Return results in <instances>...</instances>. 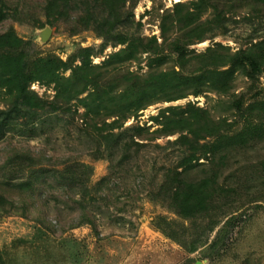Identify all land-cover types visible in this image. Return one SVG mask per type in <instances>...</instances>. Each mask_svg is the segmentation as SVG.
Wrapping results in <instances>:
<instances>
[{"label": "rangeland", "instance_id": "1", "mask_svg": "<svg viewBox=\"0 0 264 264\" xmlns=\"http://www.w3.org/2000/svg\"><path fill=\"white\" fill-rule=\"evenodd\" d=\"M177 1L190 0H121L118 21L108 32L102 0H70L68 13L50 16L47 0H0V33L13 28L32 58L54 55L70 61L89 47L105 88H130L136 94L142 78L134 76L154 71L150 56L110 57L124 46L112 33L154 36L158 42L166 37L161 48L169 56L159 67H177L169 40L182 31L171 18L165 34L161 29ZM223 8L225 26L187 44L189 55L217 43L236 51L264 42V3L233 0ZM197 63L186 64L185 71ZM54 85L30 83L45 101L43 109L32 110L0 88V264H264V110L250 107L264 98V72L250 77L237 70L226 93L213 88L196 94L192 88L158 92L114 129L119 136L109 148L85 130V107L76 99L71 111L55 102ZM179 93L184 96L163 98ZM187 104L207 109L230 135L187 144L178 132L161 134L163 111L169 115L168 107L181 110ZM66 163L83 178V169L72 164L91 166L86 186L60 182L55 169ZM44 168L51 169V177ZM174 169L188 181L211 183L213 204L207 214L184 219L165 200L160 186ZM26 180L32 181L29 189L18 185ZM82 196L94 226H74L86 212L77 202Z\"/></svg>", "mask_w": 264, "mask_h": 264}, {"label": "trees", "instance_id": "2", "mask_svg": "<svg viewBox=\"0 0 264 264\" xmlns=\"http://www.w3.org/2000/svg\"><path fill=\"white\" fill-rule=\"evenodd\" d=\"M70 0H47L45 9L48 16L53 11L59 15L69 11ZM121 0H102V4L108 12L103 17L109 21L111 32L119 18L118 7ZM233 0H190L188 2L177 1L173 10L168 12L162 20V33L165 34L167 27L165 21L171 18L180 34H174L169 40L171 51L175 53V65L170 69H163V64L168 59V54L162 51L161 45L166 40L158 42L156 37H142L123 32L112 33L117 44H122L118 51L112 53L110 57H117L120 61L135 60L143 53L150 56L151 71L142 78L140 89L136 94L132 89L123 90L106 87L101 82L103 72L97 70L98 66L91 62L92 50L89 47L82 48L81 53L72 57L70 61H63L54 55L38 56L32 58L28 55L27 42L20 37L13 28H8L0 33V88L13 95L17 105H23L32 109H43L45 101L30 88V83L35 80H45L55 83V102L64 107V111H71L72 100L76 99L78 105L85 107V130L97 137L98 141L104 143L107 148L119 136L115 128L122 127V121L133 112L143 108L151 102L158 92L168 90H186L192 88L193 94L198 93L197 89L213 88L220 93L228 92L234 73L240 70L242 73L255 77V74L264 72V42H256L249 48H240L230 51L229 48L217 43L208 46L204 51L189 55L187 44L195 40H201L208 32L214 28L225 26L226 10L224 3H231ZM264 3V0H257ZM208 11V13H207ZM110 16L114 17L112 21ZM116 20V21H115ZM83 52V53H82ZM79 59V63L75 61ZM197 61V66L189 71H185V65ZM71 69L69 76H64L63 71ZM78 86H81L80 88ZM88 90L85 97L80 94ZM132 95L135 97L133 98ZM184 93L168 95L164 100H171L183 97ZM153 98V99H152ZM158 99V98H157ZM52 108H58L54 103ZM251 109L264 110V98L254 101L250 105ZM177 107H168L169 115L163 114L166 119L165 133H180L178 139L181 143L191 144L198 142L199 138L219 137L230 135L223 132L218 121L212 119L207 109L192 104L181 110ZM76 110H74L75 112ZM92 113V116H89ZM117 116L111 122L105 118ZM104 116V117H100ZM102 120L99 125V120ZM177 139V140H178ZM99 142V143H100ZM207 144L203 143V146ZM207 151V150H206ZM205 151V152H206ZM68 157L63 162H67ZM66 163L62 169H55L60 175L63 185L86 186L87 178L90 174L91 166L85 163H74L73 166L81 167L85 172V177L75 176L74 170ZM46 174V178L51 177L48 173L51 169H41ZM81 171V172H82ZM167 176L166 181L160 186V191L164 192L165 200L172 205L176 213L184 219H195L207 214L212 208V187L207 179L198 181H188L183 178L182 171L174 169ZM85 180V181H84ZM20 187L30 188L31 180L21 181ZM84 211L87 208L85 196L77 199ZM91 223L94 221L89 217L88 211L81 214V217L74 223Z\"/></svg>", "mask_w": 264, "mask_h": 264}]
</instances>
